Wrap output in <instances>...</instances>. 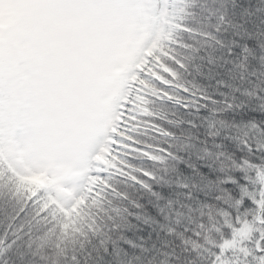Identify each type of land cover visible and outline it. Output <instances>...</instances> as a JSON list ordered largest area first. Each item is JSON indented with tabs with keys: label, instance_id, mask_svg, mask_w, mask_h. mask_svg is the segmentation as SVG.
<instances>
[{
	"label": "snow or ice",
	"instance_id": "1",
	"mask_svg": "<svg viewBox=\"0 0 264 264\" xmlns=\"http://www.w3.org/2000/svg\"><path fill=\"white\" fill-rule=\"evenodd\" d=\"M209 11L192 47L162 0H0V264L51 231L86 236L51 264H106L140 223L180 248L164 264H264V0ZM26 168L49 181L21 185Z\"/></svg>",
	"mask_w": 264,
	"mask_h": 264
},
{
	"label": "trees",
	"instance_id": "2",
	"mask_svg": "<svg viewBox=\"0 0 264 264\" xmlns=\"http://www.w3.org/2000/svg\"><path fill=\"white\" fill-rule=\"evenodd\" d=\"M218 7L219 0H215V2L214 0H176L167 17H169V23H172L174 27L180 25L191 27V32H178L177 38L186 41L192 47H198L205 43L200 33L209 31L214 22L210 17L209 10ZM186 51L183 48L179 49L180 53H186ZM152 108L160 115H168L172 111L169 106L160 103L153 104ZM243 131L247 130H242L241 135H243ZM224 168L231 171L230 163L225 162ZM18 181L23 185L22 179L18 178ZM230 186V183L223 185V187ZM154 189L161 190V187L154 185ZM197 199L203 200V194ZM141 201L146 203L147 198L142 196ZM15 202V200L5 202L3 198H0V232H3L7 227V213ZM206 203L211 205L213 200L208 199ZM148 207L152 206L149 205ZM192 207L197 206L193 205ZM204 211L207 212V208ZM70 223V221L65 223L64 229H67ZM119 235L124 238L113 237L114 243L109 242L112 256L105 257L106 264H129L130 261H138L142 264H164L166 259L174 258V254L180 252V248L171 235L156 225L140 223L135 229L123 230ZM209 235L215 236V231L213 230ZM58 242L60 247L71 249L74 246L79 247L84 244L86 236L77 239L73 235L59 237L55 231L46 234L37 233L32 247L18 245L12 253L11 260L13 264H33L34 260L37 261V264H42L38 257L43 255L49 258V264H51V260L58 250ZM33 253H36L37 256L34 257Z\"/></svg>",
	"mask_w": 264,
	"mask_h": 264
},
{
	"label": "rangeland",
	"instance_id": "3",
	"mask_svg": "<svg viewBox=\"0 0 264 264\" xmlns=\"http://www.w3.org/2000/svg\"><path fill=\"white\" fill-rule=\"evenodd\" d=\"M173 0H162V7L165 9ZM165 7V8H164ZM13 151L10 149V152ZM14 158L18 161H25L26 163H30V161H26V158L23 156V154H15ZM54 166L57 170V180L63 179L65 175H67L70 171L73 169V164L70 161H51L48 160V162L44 165V167ZM27 174L21 175L26 178H29L34 181H38L41 184H44L45 182L49 181V177L45 174L44 171H30L26 168Z\"/></svg>",
	"mask_w": 264,
	"mask_h": 264
}]
</instances>
